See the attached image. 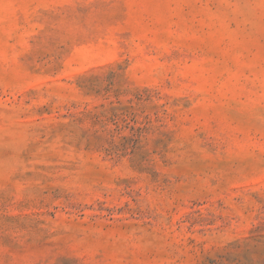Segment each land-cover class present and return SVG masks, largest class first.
I'll return each instance as SVG.
<instances>
[{
  "label": "rangeland",
  "instance_id": "374dc122",
  "mask_svg": "<svg viewBox=\"0 0 264 264\" xmlns=\"http://www.w3.org/2000/svg\"><path fill=\"white\" fill-rule=\"evenodd\" d=\"M0 264H264V0H0Z\"/></svg>",
  "mask_w": 264,
  "mask_h": 264
}]
</instances>
